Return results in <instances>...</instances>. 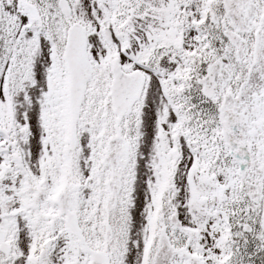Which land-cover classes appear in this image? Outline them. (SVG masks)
Listing matches in <instances>:
<instances>
[{"label":"snow or ice","instance_id":"obj_1","mask_svg":"<svg viewBox=\"0 0 264 264\" xmlns=\"http://www.w3.org/2000/svg\"><path fill=\"white\" fill-rule=\"evenodd\" d=\"M0 264H264V0H0Z\"/></svg>","mask_w":264,"mask_h":264}]
</instances>
